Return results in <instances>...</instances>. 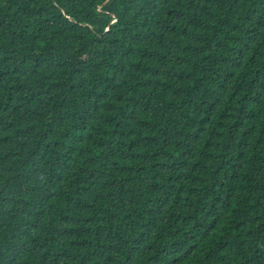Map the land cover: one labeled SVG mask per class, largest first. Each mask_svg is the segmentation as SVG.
Segmentation results:
<instances>
[{"label":"trees","instance_id":"trees-1","mask_svg":"<svg viewBox=\"0 0 264 264\" xmlns=\"http://www.w3.org/2000/svg\"><path fill=\"white\" fill-rule=\"evenodd\" d=\"M0 264H264V0H0Z\"/></svg>","mask_w":264,"mask_h":264}]
</instances>
